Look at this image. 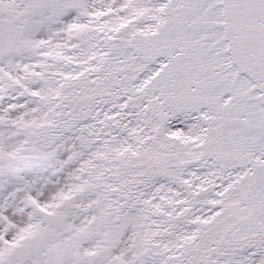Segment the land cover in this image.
<instances>
[{
    "label": "snow or ice",
    "instance_id": "obj_1",
    "mask_svg": "<svg viewBox=\"0 0 264 264\" xmlns=\"http://www.w3.org/2000/svg\"><path fill=\"white\" fill-rule=\"evenodd\" d=\"M0 264H264V0H0Z\"/></svg>",
    "mask_w": 264,
    "mask_h": 264
}]
</instances>
